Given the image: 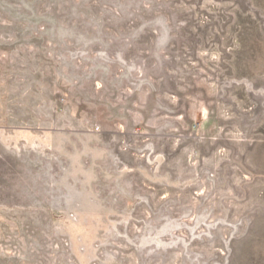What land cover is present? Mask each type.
Here are the masks:
<instances>
[{
    "label": "rangeland",
    "instance_id": "rangeland-1",
    "mask_svg": "<svg viewBox=\"0 0 264 264\" xmlns=\"http://www.w3.org/2000/svg\"><path fill=\"white\" fill-rule=\"evenodd\" d=\"M0 264H264V0H0Z\"/></svg>",
    "mask_w": 264,
    "mask_h": 264
}]
</instances>
